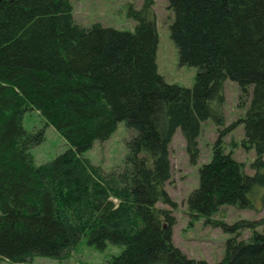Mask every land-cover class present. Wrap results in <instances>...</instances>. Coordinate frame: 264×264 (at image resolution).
<instances>
[{"label": "trees", "instance_id": "trees-1", "mask_svg": "<svg viewBox=\"0 0 264 264\" xmlns=\"http://www.w3.org/2000/svg\"><path fill=\"white\" fill-rule=\"evenodd\" d=\"M166 2L179 65L197 70L191 88L157 72L152 0L128 6L132 31L77 25L71 0H0V262L64 260L85 237L99 251L121 248L108 264H208L172 243L169 146L179 129L196 165L201 125H224L230 80L244 111L242 148L255 153L253 175L226 152L219 131L187 198L188 215L229 235L215 264H264V231L257 232L264 218L212 219L223 207L264 202V0ZM28 112L69 148L36 164L31 150L44 130L25 129ZM121 122L130 132L123 165L104 172L85 153Z\"/></svg>", "mask_w": 264, "mask_h": 264}, {"label": "rangeland", "instance_id": "rangeland-1", "mask_svg": "<svg viewBox=\"0 0 264 264\" xmlns=\"http://www.w3.org/2000/svg\"><path fill=\"white\" fill-rule=\"evenodd\" d=\"M144 0H71L72 17L81 27L89 28L99 24L104 28H113L121 31H132L135 22L127 17L128 6L139 8ZM158 33V46L155 54V64L159 75L168 84H175L191 88L194 84L197 70L194 67L180 66L178 52L169 36L170 13L167 10L166 0H152ZM224 95V125L216 128L208 120L201 125L198 137L199 157L196 165H191L186 152L185 142L177 129L169 146L171 163V178L165 188L175 203L173 215L176 224L172 230V243L187 258L204 260L208 264L217 263L223 255L224 243L229 235L224 234L219 227L206 223L205 218H192L188 215L187 198L198 186L199 168L207 164L212 158V147L218 138L219 131L223 132L221 143L226 152L245 164L247 174L253 175L250 165L255 159L253 151L242 148L243 125L237 123L244 111L237 108L238 88L235 83L226 80L223 83ZM23 126L28 131L43 129V142L32 148L31 153L36 164L54 159L66 151L69 146L60 135L49 126L35 112H28L23 119ZM130 137L129 130L123 122L119 123L114 133L104 142L95 141L85 153L95 166L104 172H110L122 167L126 154V141ZM264 194V191H260ZM257 195V194H256ZM261 195V194H260ZM260 197V196H259ZM256 199L253 210H241L235 207L221 208L214 218L227 225L241 220L259 221L264 218V202ZM256 198V196H255ZM264 199V198H263ZM264 231V225L257 228V232ZM249 232L244 237L249 236ZM121 248L110 244L103 251L96 250L86 243L82 237L69 258L56 260L52 258L34 257L32 264H108L111 257L119 253ZM0 264H12L1 261Z\"/></svg>", "mask_w": 264, "mask_h": 264}]
</instances>
